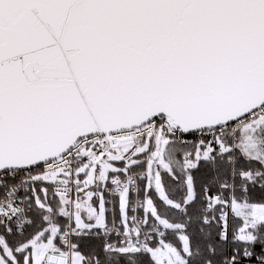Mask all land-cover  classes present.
<instances>
[{"label": "snow or ice", "instance_id": "6c2138e0", "mask_svg": "<svg viewBox=\"0 0 264 264\" xmlns=\"http://www.w3.org/2000/svg\"><path fill=\"white\" fill-rule=\"evenodd\" d=\"M0 264H264V0H0Z\"/></svg>", "mask_w": 264, "mask_h": 264}]
</instances>
